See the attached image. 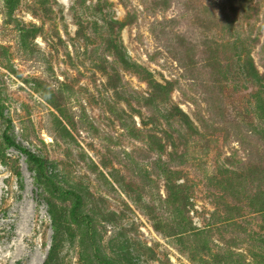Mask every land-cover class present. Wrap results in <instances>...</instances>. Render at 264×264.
I'll return each mask as SVG.
<instances>
[{
    "label": "rangeland",
    "instance_id": "1",
    "mask_svg": "<svg viewBox=\"0 0 264 264\" xmlns=\"http://www.w3.org/2000/svg\"><path fill=\"white\" fill-rule=\"evenodd\" d=\"M248 63L264 0H0V264H43L57 216L46 264H264Z\"/></svg>",
    "mask_w": 264,
    "mask_h": 264
},
{
    "label": "trees",
    "instance_id": "2",
    "mask_svg": "<svg viewBox=\"0 0 264 264\" xmlns=\"http://www.w3.org/2000/svg\"><path fill=\"white\" fill-rule=\"evenodd\" d=\"M245 67L246 66H244L242 68L246 72L249 71L248 73L256 80L257 83L258 82L260 83L261 80L264 79V75H259L258 72L255 70V68L252 67V65L250 63H248L247 69H245ZM243 75L246 76V73L244 71H243ZM147 84H148L149 88L151 89L152 94L156 93V92H160V91L163 92V91L167 90V85H168V83L165 85L158 84L157 82H155L151 79H147ZM152 96L153 95H151V97ZM258 102H259V106L256 109L257 114L260 118L264 119V98H262L261 100H258ZM164 119L165 120H168V119L169 120H175L177 123L185 126L186 128H189L187 125V118L185 117V114L181 110L177 109L176 107H174L172 109L171 108L168 109L166 115L164 116ZM2 139L7 146H11V147L17 149L18 151L26 154L27 157L31 161H33L34 167H35L34 169L37 172H40L39 170L42 167L41 159L34 157L28 151H26L24 148L17 145L15 142H13V140L6 133H2ZM47 183L43 182L44 186H46ZM67 193H71L74 196V199H73L72 204H71V208L69 209V214H68L69 219L72 222L77 221L76 212H77L79 205H80V198H79L78 194H76V192H74V191L67 190ZM55 215H59V214H55ZM60 223H62V222L59 220V216H57L56 220H54L55 233H54L53 238H52L53 243L49 247L48 254H47L43 264H46L48 262V260L51 258L52 254L54 253L55 248L57 247L58 240L56 239V234L59 232L57 229H58V227H60L59 230L62 228V224H60Z\"/></svg>",
    "mask_w": 264,
    "mask_h": 264
}]
</instances>
